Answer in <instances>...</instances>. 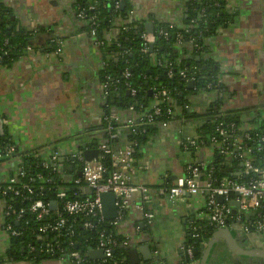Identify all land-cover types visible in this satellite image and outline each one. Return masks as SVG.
I'll use <instances>...</instances> for the list:
<instances>
[{"label":"crops","instance_id":"1","mask_svg":"<svg viewBox=\"0 0 264 264\" xmlns=\"http://www.w3.org/2000/svg\"><path fill=\"white\" fill-rule=\"evenodd\" d=\"M2 1L12 10L19 27L27 31L51 27L63 40L59 56L46 58L33 53L0 70V120L3 131L14 141L19 154H34L44 161L52 149L61 150L58 161L63 159L60 164L67 169L62 181L68 183L73 175L72 168L67 162L65 164V161H72L67 156L80 149H92L94 143L98 148L103 140L101 111L104 99L99 86L101 52L94 35L82 31L81 23L72 16L71 0ZM128 1L133 7V17L151 23L155 20L180 25L186 12L187 0ZM224 3L225 11L234 15L233 22L205 40L201 60L218 69L219 80L227 89L220 111H241L242 118L248 122L251 113L262 109L264 118V0H225ZM44 39L41 36L36 43ZM182 47L185 58L191 53L192 44L185 43ZM212 94L189 96L194 117L178 118L166 128L158 127L156 135L148 140L140 150L139 158L133 161L135 166L144 162L151 164L150 169L131 175V183L149 188L150 198L145 207L154 213V217L146 225L143 214L134 208L135 204L141 203V196L136 193L114 230L118 237L129 238L128 249L149 247L151 261H144L138 253L139 264H183L186 256L181 249L191 247L190 243L194 242L191 226L207 220L201 199L185 194L180 201L172 203L161 189L165 182L171 184L173 177L182 175L186 165L217 161L210 145L188 152L182 151L180 146L186 136L197 135L206 118L204 113L220 98V95ZM116 116L118 122H124L130 113L118 110ZM20 161L15 157L0 164V183L7 182L15 174ZM7 204L0 198V256L3 257L0 264H33L5 257L11 241L4 229ZM217 230L198 242V256L193 255L187 264H198L201 248ZM232 234L240 249L264 251V233L232 231ZM213 249L207 264H264L260 259L233 253L225 240H219ZM92 262L99 263L97 260ZM38 264L69 263L44 259Z\"/></svg>","mask_w":264,"mask_h":264},{"label":"trees","instance_id":"2","mask_svg":"<svg viewBox=\"0 0 264 264\" xmlns=\"http://www.w3.org/2000/svg\"><path fill=\"white\" fill-rule=\"evenodd\" d=\"M71 1L74 14L79 9L84 12L85 18L81 24V30L91 33V30L94 29V40L99 44L98 47L104 63L103 66H100L99 82L101 84L104 83L107 81V77L119 81L115 85H109L105 91L106 98L101 111L103 129V117L116 114L118 110L128 111L130 106H133L135 112L140 116L150 112L155 105L162 110L171 108L174 115L169 117L170 123L178 118H192L195 114L189 107V96L210 93L213 90H218L223 94L227 92L226 87L218 82L220 79L218 69L211 63L201 60V53L205 51V40L216 35L220 29L226 28L233 22L234 15L228 14L224 9L225 0H187L185 6L186 12L180 26L187 28L183 41L186 44L192 41V51L185 58L183 57L185 55L184 48L182 46L176 48L174 45L175 37L179 31H182V27L175 24L173 28H168L169 24L159 23L154 20V42L150 45L152 48L149 47L147 53H142L141 46L143 41L140 38V34L144 31L145 21H140L130 15L133 7L128 0ZM95 1H97V5L94 9H89V6L93 5ZM115 2L123 4V8L115 9ZM90 18H94V21H90ZM118 18L122 19L121 26L115 22V19ZM17 25L18 23L13 18L12 10L7 8L3 1L0 0V53L5 49H9L8 55L0 61V70L18 62L24 55L27 46H32L35 49L38 48L39 44L31 39L45 33V28L27 31L21 27L17 29ZM165 29H167V37H160L158 32L160 30L165 31ZM113 30L114 34L111 33ZM5 41H7V47L4 46ZM194 46L200 47V49ZM45 48L46 51L53 50V47L48 43H46ZM121 52H125V54L119 56ZM197 57H199V61H196ZM154 60H157L160 64L154 65ZM170 68L173 73L172 78L168 77ZM125 70L130 72V78L127 80H124L121 76ZM182 70L186 71L189 76L193 72L197 73L193 77V88L191 90L187 88V83L178 75L179 71ZM129 89L135 90L134 96L129 94ZM162 89L169 91V101L161 102L154 100L155 94ZM221 104L222 97L214 101L206 113H204L206 118L198 128L197 136L203 138L205 141L213 133L215 118L222 117L225 121H233L237 126L243 123V112H222L220 111ZM251 115L250 121H248L251 137L253 138L255 134L264 135L262 109L251 113ZM159 120H164V116L160 117ZM115 126L117 125L115 124ZM158 127V123H155L134 133L129 130H120V138L114 141L111 146L115 150L124 140L131 141L133 144L132 158L134 161V159L139 158V152L148 140L156 135ZM104 135L105 133H103V137H105ZM11 145L15 148L12 158L19 157L22 160L21 168L25 173L24 177H18L16 185L27 183L31 186L33 193L30 195L24 194L23 198L14 197L12 193H6L3 197L7 202H11L14 212L6 218L5 222L21 233L19 237L10 239V246L6 251L5 257L9 260L31 261L33 264H38L44 259H56L60 257L69 262L72 252L76 251L84 255L88 249L97 247L101 234H113L116 246L112 251V258L105 264H114L120 261H123V264H129L127 258L128 248L122 245L124 239L115 235L114 227L109 221L100 218L88 219L92 227L84 228L83 222L86 220L85 217H66L68 225L71 227L69 230H71L72 234L65 235L68 227L66 226L61 237H57L56 239L53 235H46L44 238L48 237V239L38 242V227L56 220L57 217L53 214L55 210L48 216L41 217L40 220L36 219V215L26 211L19 221L16 220L19 208L27 210L29 205L34 201L41 200L44 203L55 201L56 203H60L56 196L57 188L63 187L65 184L61 182V179L56 174H51L49 182H45L42 178L47 175V171L41 167L40 163L42 160L34 154H19L14 141L4 131V135L0 137V152ZM256 154L261 156L263 152ZM215 158L217 163L221 162L219 156L216 155ZM101 161L105 166L110 168L111 161L108 155L104 156ZM1 163L2 161H0ZM215 176L222 178L228 175L221 170H216ZM165 183V187L170 184V182ZM0 186L5 188L6 182L0 183ZM67 196L71 200L81 198L80 194L73 187L68 188ZM70 242L76 244L77 247L70 245ZM198 242L194 241L190 243L192 250L198 248ZM45 244L53 246L54 254L52 256L44 253L28 254V245L38 248ZM2 261L3 257L0 256V262ZM82 264L93 263L82 262ZM183 264H187V262Z\"/></svg>","mask_w":264,"mask_h":264},{"label":"built area","instance_id":"3","mask_svg":"<svg viewBox=\"0 0 264 264\" xmlns=\"http://www.w3.org/2000/svg\"><path fill=\"white\" fill-rule=\"evenodd\" d=\"M96 5L97 1L89 6V9L93 10ZM120 7L121 4L118 2L114 3L115 9H119ZM75 15L76 20L82 24L85 18L83 10L79 9ZM130 15L133 16V12H130ZM134 18L137 19L136 17ZM91 20L94 21V18H90V21ZM138 20L142 21V19ZM143 21H145V23L148 22V20ZM115 22L119 26L122 25V19H115ZM167 24H169L168 28H173L175 26L173 23ZM177 26L182 27L180 25ZM43 28H45V33L37 35L32 39L37 41V38L44 36V41L39 42V46L36 49L32 46H27L20 60L33 53H40L46 58L59 56L61 54L63 40L51 27ZM121 28L124 29L123 27ZM181 29L182 31H179L175 37L174 45L176 48L185 44L183 37L184 33L187 32V28L182 27ZM111 33L114 34V30ZM91 34L94 35V29L91 30ZM158 35L166 38L167 29H165V31L160 30ZM140 38L143 41L141 52L147 53L150 45L154 42V36L153 34L150 35L142 31ZM191 42L192 41L189 43L192 44ZM46 43L53 47L52 51H46ZM96 45L98 46L99 44L96 43ZM4 46L7 47V41L4 42ZM197 48L200 49V47ZM8 53L9 49L2 51L0 53V61L3 57H6ZM124 54L125 52H121L119 56ZM153 64L159 65L160 62L154 60ZM103 65L104 63L102 60L100 66ZM196 74V72H193L189 76L184 70L178 73L179 77L186 83H193V77H195ZM121 76L124 80H127L130 78V72L125 70ZM168 77H173L171 68L168 72ZM106 80L107 81L99 85L104 100L106 98L105 91L107 87L119 82L118 80H113L111 77H107ZM218 82L221 83L220 80ZM212 92L220 95V98L224 95L218 90H213ZM129 94L134 96L135 90L129 89ZM169 99L170 93L166 89L160 90L154 96V100L156 101L165 102L169 101ZM185 108L187 109V107ZM128 113H130V116L124 122H118L116 114L103 117V131L105 137H103L102 142L98 145L97 149L99 150V155L97 161H85L82 149L67 156L72 159V161H65V164L67 162V166L72 168L73 177L70 182L65 183L62 181L63 176L67 173V169L58 161L62 156L61 150L52 149L48 153L47 159L41 161V167L47 171V175L43 178L41 177L45 182H49L51 174H56L61 179V182L65 184V186L57 188L56 196L60 203H56L55 211L53 212L57 217L56 220L47 222L37 229V235L43 239L42 242L45 240L44 236L46 235H53L56 239L57 237H61L66 226L68 227L65 235L72 234L71 230H69L71 227L68 225L66 217H85L86 220L83 222L84 228L92 227L88 219H103L101 215L100 195L106 193L113 194L115 197L116 218L109 221L114 229L122 220L125 210L130 204L133 195L136 193L140 194L141 203L135 204L134 208L143 214L146 225L151 223L154 213L145 207V203H147L150 198L149 188L142 184L134 185L131 183V175L134 176L142 170L150 169V162H144L142 165L138 166L133 164V144L129 140H124L115 150L111 145L120 138V130H129L134 133L139 129L155 123H158L160 128H166L170 124L168 120L169 117L173 116L174 113L171 108L162 110L157 105L153 106L151 111L145 115L140 116L135 112L133 106L128 108ZM162 116H164V120L158 121ZM242 121L243 123L237 126L233 121H225L222 117L215 118L213 133L206 141L197 135L194 137L186 136L180 144L182 151H196L210 145L214 149V155L221 158V162L217 163L215 161L206 165L197 162L190 163L184 167L182 175L176 177L171 184L161 189L172 203L180 201L185 194L202 200L204 214L207 220L191 226V239L194 241L200 242L203 237L214 229H235L245 234L264 233V135L255 134L252 138L249 133L250 126L248 122L245 121L244 118H242ZM115 124L117 126H115ZM14 152L15 148L13 145L4 148L0 152V161L3 163L13 159L12 155ZM260 152H263V155L258 156L256 153ZM107 155L110 157L111 161L110 168L105 166L101 161V159ZM19 165L15 174L8 178L5 188L0 186V198H3L6 193H12L14 197L21 198H23L24 194L30 195L33 193L31 186L27 183L16 185L18 177H24L25 175L21 168L22 160ZM228 168L232 169V175L227 174L228 176L222 178L215 176L216 170L224 171ZM76 174H79V176ZM69 187H73V189L80 194L81 198L74 200L69 199L67 196ZM86 188L91 189V195L85 193ZM219 198H221L220 202L218 200ZM233 203L235 205H233ZM26 211L36 215L37 220H40L41 217L48 216L52 212L50 203L37 200L32 202L27 210L19 208L16 214V220L19 221ZM11 213H14L12 204L8 202L4 213V229L10 239L21 235L19 231L5 222L6 218ZM70 245L77 247L73 242H70ZM122 245L128 247L129 238H124ZM115 246L116 241L113 234H101L96 248L88 249L84 255L76 251L72 252L68 263H93V260L88 258L87 253L92 250H100L103 259L97 260L99 262L98 264H105L112 258V251ZM27 248V252L30 255L44 253L52 256L54 254L52 245L45 244L38 248L33 245H28ZM181 251L188 260L191 261L193 259V250L191 247L184 246ZM56 259L65 261L63 257ZM114 264H123V261Z\"/></svg>","mask_w":264,"mask_h":264},{"label":"water","instance_id":"4","mask_svg":"<svg viewBox=\"0 0 264 264\" xmlns=\"http://www.w3.org/2000/svg\"><path fill=\"white\" fill-rule=\"evenodd\" d=\"M121 8H123V4H121ZM16 28L19 29V25H17ZM144 32L152 35L153 34V23H151V22L145 23L144 24ZM31 40H33V39H31ZM150 48H152V46H150ZM196 61H199V57L196 58ZM187 88L191 90L193 88V83L188 82ZM180 96H182V94H180ZM3 135H4L3 125H2V121L0 120V137H2ZM96 146H97L96 143H94L92 149L83 150V156H84L85 161L91 162L93 160H95V161L98 160L99 150L96 148ZM63 162H64L63 159H62V161H59V163H63ZM69 170H71V169H69ZM222 172L225 174H230V175L233 174L232 169H229V168L222 171ZM175 178L176 177H173L172 180H175ZM79 190H81V189H79ZM85 193L87 195H91L92 191H91V189L86 188ZM218 200L220 202L221 198H219ZM100 203H101L102 218L105 221L114 220L116 218V207L114 204L115 203L114 195L109 194V193L100 195ZM233 205H235V204L233 203ZM55 206H56V202L52 201L50 203V209L52 211L55 210ZM232 231L240 232V231L235 230V229L225 228V229H218L215 233H213L212 237L207 242H205L203 245L204 247L201 248V255H200L198 264H207V260L211 256V253L214 250L213 248L218 244L219 240H225L227 242V244L229 245L230 250L237 255H240V256H243L246 258H250V259H260V260L264 261V251L253 250V249L242 250L239 247H237L235 245V240L237 238H234ZM45 239H48V237H46ZM42 240L43 239H41V237H38V242H42ZM138 253H141L144 261H146V262L151 261L152 257H151L150 251H149V247L148 246H140L138 248L128 249L127 256H128L129 264H139V260L137 258ZM193 255H194V257L198 256L197 249H193ZM87 256L90 260H93V261L103 259V255H102V252L100 250L89 251L87 253ZM185 261L187 263L189 262V260L187 258H185Z\"/></svg>","mask_w":264,"mask_h":264},{"label":"rangeland","instance_id":"5","mask_svg":"<svg viewBox=\"0 0 264 264\" xmlns=\"http://www.w3.org/2000/svg\"><path fill=\"white\" fill-rule=\"evenodd\" d=\"M72 12H73L72 16L75 18L74 11L72 10ZM207 94H209V95H212V96H213L212 92H210V93H207Z\"/></svg>","mask_w":264,"mask_h":264}]
</instances>
